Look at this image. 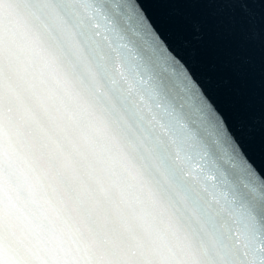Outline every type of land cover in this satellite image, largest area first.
I'll list each match as a JSON object with an SVG mask.
<instances>
[{
	"label": "snow or ice",
	"instance_id": "6c2138e0",
	"mask_svg": "<svg viewBox=\"0 0 264 264\" xmlns=\"http://www.w3.org/2000/svg\"><path fill=\"white\" fill-rule=\"evenodd\" d=\"M44 11L0 23V264H198L185 216L264 264V0Z\"/></svg>",
	"mask_w": 264,
	"mask_h": 264
},
{
	"label": "water",
	"instance_id": "95a60500",
	"mask_svg": "<svg viewBox=\"0 0 264 264\" xmlns=\"http://www.w3.org/2000/svg\"><path fill=\"white\" fill-rule=\"evenodd\" d=\"M10 7L0 13V23L6 24L14 33L16 40L24 44L30 37L39 34L46 47H54V42L48 38L46 28V12L44 11L46 0H9ZM81 15H86L82 8ZM195 222V217L185 216L184 223L181 224L179 238L174 243L183 244L184 237L191 244L193 249L203 247L207 252L197 255L198 264H231L238 260L244 249H235L232 241L224 234L223 224L216 221V230L210 237H204L203 241L198 234H194L191 225ZM243 232V229H241ZM249 260L254 256L249 253Z\"/></svg>",
	"mask_w": 264,
	"mask_h": 264
}]
</instances>
